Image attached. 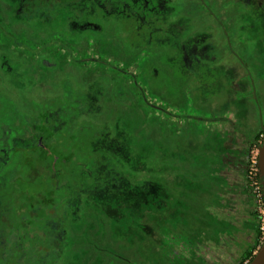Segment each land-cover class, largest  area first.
Masks as SVG:
<instances>
[{
  "label": "rangeland",
  "instance_id": "obj_1",
  "mask_svg": "<svg viewBox=\"0 0 264 264\" xmlns=\"http://www.w3.org/2000/svg\"><path fill=\"white\" fill-rule=\"evenodd\" d=\"M206 1L209 5L202 0H178L167 12L168 17L157 22V35L149 37L148 44L142 46L127 40L115 17L93 16L97 3L104 6L100 0L60 5V16L51 9L28 7L27 0H0V96L5 94L16 102L22 96L29 97L27 104L20 99L30 121L24 123L26 135L30 134L35 143L43 134H49L48 149L38 154L46 158L57 156L70 163V176L64 181L71 194L61 193L58 200L73 210L82 193L87 208L110 204L112 199L123 203L124 209L129 201L136 202L132 192L136 190L122 178L112 182L104 163L105 154L118 152L122 165L129 169L139 164L137 158L133 159L134 154L139 155V160L150 156L154 179L161 165L166 185L158 186L156 181L153 188L158 194L165 189L167 211L168 127L187 122L190 130L199 133L203 131L201 127L206 130L222 123L232 127L235 124L249 135L264 130V21L254 19L252 23L251 17L246 20L242 4ZM150 3L153 7L139 6V11L159 16L168 9L166 2H161V7ZM212 8L215 13L211 16L207 9ZM81 11L89 16V22L84 26L76 21L67 24L66 14ZM92 24L95 27L88 30ZM159 33L163 35L158 36ZM196 35L200 36L197 42ZM192 45L198 49L194 55L190 53ZM4 65L9 70L1 72ZM117 67L135 72L146 93ZM2 105L0 98V108ZM37 118L42 119L39 124L35 122ZM35 124L39 127L34 128ZM5 126L0 122V135L3 131L9 139L16 137ZM37 129L43 133L38 134ZM98 146L105 154L99 152ZM31 148H24L28 155L22 156L24 165L33 157ZM4 162L0 159V167L6 166ZM59 167L55 173L62 176ZM13 174L18 176L20 172L13 170ZM61 179L58 176L56 183ZM2 183L0 186L13 188L12 183ZM61 185L59 182L58 187ZM52 212L53 217L47 221L51 224L48 233L57 235L59 213L55 209ZM90 219V228H84L79 243L85 251L67 252L78 257V261L84 260L81 264H95L90 261L92 256L97 257V264L106 258L112 264H129L108 251L118 245V249L129 250L125 254L137 264H213L188 247L197 240H183L192 234L174 233L167 220L164 226L154 229L155 235L144 237L138 230L124 231L111 221L112 232L115 229L112 236L110 229L107 233ZM158 223L162 224L161 220ZM26 224L29 233L31 226ZM12 233L19 234L17 230ZM42 234L45 238L49 235L37 231L38 236ZM56 235L51 237L52 248L48 252L41 243L36 250L25 235L16 264H57ZM12 239L15 244L19 236ZM13 244L6 245L7 249L2 247L5 258H0V264H15L10 259L15 255Z\"/></svg>",
  "mask_w": 264,
  "mask_h": 264
},
{
  "label": "trees",
  "instance_id": "obj_2",
  "mask_svg": "<svg viewBox=\"0 0 264 264\" xmlns=\"http://www.w3.org/2000/svg\"><path fill=\"white\" fill-rule=\"evenodd\" d=\"M85 1L87 0H84V2ZM100 1L104 3V6L99 3L96 4V8L98 9L97 17L105 19L115 17L121 22L127 40L132 44H139L142 46L148 44L149 37L153 39L154 36L157 35V29L155 28L157 22L159 23L161 18L166 19L168 15L167 11L159 16L144 15L139 9L142 7H153L150 3V1H153V5L155 4L158 7H161V2H166L168 7L167 10L170 11L171 6L178 2V0H110L106 5V0ZM94 2H96V0H94ZM228 2L232 4H242L244 8L247 9V12L252 14L254 19L264 21V0H228ZM205 3L207 4L206 1ZM68 4L80 5V0H27L26 6L32 7L33 9H51L53 12L57 11L59 13L57 10L58 6ZM90 4H92V1ZM111 9H115V11L111 12ZM137 11H139L140 14H138ZM176 28H180L179 22ZM161 35H163V33L158 34V36ZM199 37V35H196V42ZM183 46L184 45H182V47ZM190 48V53L193 55L198 51L193 45ZM187 51L188 50H184V52ZM122 72L131 75L133 82L141 88L144 94L146 93V89L144 90V86L133 71L122 69ZM0 98H2L3 101V105L0 108V122L6 123L4 128H7L8 132L12 131L16 133V137L13 136V139H9L7 134H4L3 131L0 135V159H3V161L6 162V166L3 168L0 167V183L2 185V182L6 181L7 184L10 185V183H12L11 186L13 185V188H8L7 185L0 186L1 259L5 258L3 255V246L5 245V249H7L6 245L13 244L12 237L17 236H19V241L13 244L16 257L15 255L10 257V259L13 258L12 260L15 264L17 263L16 258L24 247L26 240L25 235L29 237L30 244L35 245L36 250L39 251V243H41V245L45 246L47 252L50 251L52 248L51 237L56 235L48 233L51 224H48L47 221H50L54 215L52 209L58 210L59 213L58 222L60 225H58L57 228L59 244L54 246L57 253V264H81L84 262V260L78 261V257H73L74 254L69 255L67 252L69 250H71L72 253L77 252L78 250H82V252L85 251L86 248L83 249V244L79 243H81L83 239V232L86 231L84 228H90L89 222L91 217L96 223L94 225H100L101 230H104L107 233H110V231L112 232L111 221L117 222L113 224V226L116 224L118 226L120 225L124 231L127 229H131L132 231L138 230L141 232V236L144 237L152 234L155 235L154 229L165 225L164 223L167 220V211L165 207L166 192L165 189L162 188L158 194L157 190L154 192L153 188L156 181L158 186L162 185L165 187V170L161 171V165H158V169L155 172L156 179H154L155 175L153 176V172L155 171V167L151 162L150 156H148V159L146 160H139V155L137 156V154H134L133 157L135 158L133 159L137 158L139 164L137 168L129 169L130 167L122 165L123 161L120 160L118 152L105 154V150L101 148L102 146H98L97 148L99 152L105 154L104 163L110 170L112 182L121 178L126 180L128 185H130L129 188L132 187L136 190L132 191L134 192L133 197L136 198V202L131 203V201H129L128 206L124 209L123 203H114L112 199L110 204H93L87 208L84 200L86 197L85 194L82 193L77 208L73 210L67 206L66 202L60 201L57 198L61 193L67 194L68 196L71 194V192H68L69 190L64 181L65 178L67 180L69 178L68 176H70V163L65 160H59L57 156L46 158L38 154V151L48 149L49 145H46V143L49 142V134H43L41 139L35 141V143L30 134L26 135L25 127L27 128V126H25L24 123L25 121L30 123V121L27 116L28 112H25V108L20 106L23 105L20 102V99L24 100V104H27V102L30 101V98L22 96L19 98L18 102L5 94L0 96ZM41 120V118H37L35 122L39 124ZM38 127L39 125H36L34 128ZM37 130L40 132L38 134L43 133L39 129ZM262 133H264V130L259 131L256 134L255 139H258ZM27 146H32L29 151L30 153L32 152L31 156L34 158H29V161H26L27 163L25 162L24 165L22 160L25 161V159H23L22 156H28L24 153V148L26 149ZM148 160H150V162H148ZM125 162H128V160ZM164 162L162 163L164 164ZM57 166H60L59 171H63L64 175L61 176L55 173L57 172ZM13 170H18L20 174L14 176ZM58 176L62 178L61 181H59L62 182L60 187H58L59 182L56 183ZM73 197L75 196L73 195ZM158 211L159 214L157 213ZM124 212L125 216L122 217ZM159 220L162 222L160 225L158 223ZM26 222L31 226L29 233L25 228L27 225ZM78 224H80L79 227ZM14 230H17L19 234L13 235L14 233L12 232H14ZM39 230L45 232V234H49L48 237L45 238L43 234L42 237H40V235L38 236L37 231ZM30 233L34 235H31ZM112 233V236H114L115 229ZM258 234L261 238L259 231ZM118 246H116V248L111 246L108 248V251L112 252L111 254L114 253L119 255L124 261H129V264H137L132 257L129 258L127 254H125L129 250L118 249ZM254 255L253 252H250L244 258L242 264H246L245 261L251 260ZM96 258L95 256H92L90 261H95V264H97L95 260ZM100 262L101 263L99 264H112L110 263L109 258L103 260L100 259ZM124 264L126 263L124 262ZM176 264H179V262Z\"/></svg>",
  "mask_w": 264,
  "mask_h": 264
},
{
  "label": "crops",
  "instance_id": "obj_3",
  "mask_svg": "<svg viewBox=\"0 0 264 264\" xmlns=\"http://www.w3.org/2000/svg\"><path fill=\"white\" fill-rule=\"evenodd\" d=\"M190 125L167 130L168 225L192 234L183 240H197L188 247L209 263L242 264L261 245L246 170L256 134L222 123L196 133Z\"/></svg>",
  "mask_w": 264,
  "mask_h": 264
},
{
  "label": "built area",
  "instance_id": "obj_4",
  "mask_svg": "<svg viewBox=\"0 0 264 264\" xmlns=\"http://www.w3.org/2000/svg\"><path fill=\"white\" fill-rule=\"evenodd\" d=\"M263 140L264 133L250 145L246 167L247 186L254 197L255 214L258 220V230L261 235V245L264 242V176L261 173L260 166V151Z\"/></svg>",
  "mask_w": 264,
  "mask_h": 264
},
{
  "label": "flooded vegetation",
  "instance_id": "obj_5",
  "mask_svg": "<svg viewBox=\"0 0 264 264\" xmlns=\"http://www.w3.org/2000/svg\"><path fill=\"white\" fill-rule=\"evenodd\" d=\"M205 1L206 0H202V2L205 4ZM207 2V1H206ZM205 7H206V5H205ZM206 9V8H205ZM113 10L115 11V9H111L110 11L111 12H113ZM213 9H210V10H208L207 9V11H209L208 13L212 16L213 15V13H215V10H213ZM169 10H167V12H168ZM245 11V15H243L244 17H246V20H247V17H251V21H252V23H253V21H254V17L252 16V14H249V12H247V9H245L244 10ZM82 12V11H81ZM81 14V15H80ZM57 15H59V13H57L56 14V16ZM98 15V9L96 8V11L94 12V14H93V16H97ZM186 15V14H185ZM60 16V15H59ZM66 20H67V24H69V23H71L72 21H76V22H79L82 26H84V24L85 23H87V22H89V16H86L85 17V15L83 14V12L82 13H79V12H75V13H72V14H66ZM105 19V18H104ZM179 19H180V17H179ZM60 21H61V19H59ZM93 23V22H92ZM121 23V22H120ZM248 24H250V23H248ZM93 25V26H92ZM90 27H87V29L89 30L90 28L92 29L93 27H95V25L94 24H92ZM8 65V64H7ZM7 65H4L3 66V69H2V71L1 72H3V71H7V70H9V66L7 67ZM5 69V70H4ZM117 69L120 71V72H122V69L123 70H126L125 68H121V67H117ZM122 73H124V74H126V75H128V76H130L131 77V79L133 80V78H132V76L131 75H129L128 73H126V72H122ZM135 73V72H134ZM136 74V73H135ZM160 75V74H159ZM136 76L138 77V75L136 74ZM136 85V84H135ZM137 86V85H136ZM140 88V87H139ZM141 89V88H140Z\"/></svg>",
  "mask_w": 264,
  "mask_h": 264
},
{
  "label": "water",
  "instance_id": "obj_6",
  "mask_svg": "<svg viewBox=\"0 0 264 264\" xmlns=\"http://www.w3.org/2000/svg\"><path fill=\"white\" fill-rule=\"evenodd\" d=\"M260 166H261V173L264 176V140L261 146L260 151ZM246 264H264V242L255 253L254 257L249 260Z\"/></svg>",
  "mask_w": 264,
  "mask_h": 264
}]
</instances>
